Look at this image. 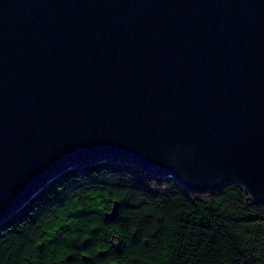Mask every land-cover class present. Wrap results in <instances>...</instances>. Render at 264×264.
<instances>
[{
    "label": "water",
    "instance_id": "95a60500",
    "mask_svg": "<svg viewBox=\"0 0 264 264\" xmlns=\"http://www.w3.org/2000/svg\"><path fill=\"white\" fill-rule=\"evenodd\" d=\"M102 163L264 204V0H0V225Z\"/></svg>",
    "mask_w": 264,
    "mask_h": 264
},
{
    "label": "trees",
    "instance_id": "16d2710c",
    "mask_svg": "<svg viewBox=\"0 0 264 264\" xmlns=\"http://www.w3.org/2000/svg\"><path fill=\"white\" fill-rule=\"evenodd\" d=\"M0 264H264V204L237 183L194 193L129 165L87 166L0 225Z\"/></svg>",
    "mask_w": 264,
    "mask_h": 264
}]
</instances>
